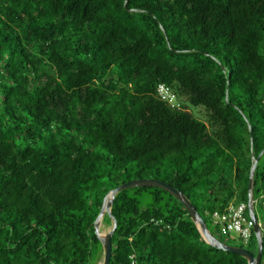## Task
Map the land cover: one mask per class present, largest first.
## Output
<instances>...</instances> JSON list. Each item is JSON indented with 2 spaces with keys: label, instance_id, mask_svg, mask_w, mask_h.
Wrapping results in <instances>:
<instances>
[{
  "label": "trees",
  "instance_id": "obj_1",
  "mask_svg": "<svg viewBox=\"0 0 264 264\" xmlns=\"http://www.w3.org/2000/svg\"><path fill=\"white\" fill-rule=\"evenodd\" d=\"M263 92L264 0H0V264H99L102 199L134 178L182 191L210 230L247 205ZM262 191L264 153L254 205ZM111 214L109 264H247L159 187L121 190Z\"/></svg>",
  "mask_w": 264,
  "mask_h": 264
},
{
  "label": "water",
  "instance_id": "obj_2",
  "mask_svg": "<svg viewBox=\"0 0 264 264\" xmlns=\"http://www.w3.org/2000/svg\"><path fill=\"white\" fill-rule=\"evenodd\" d=\"M263 98H264V92H263ZM263 153H264V148L260 151V153L257 156H254V154L251 151V166L249 170V181H248L247 208H248L249 217L254 222L253 232L257 244L255 253L250 252L247 248H244L242 246H234V245L226 244L225 242H222L218 238H216L206 226L205 221L203 220L200 213L197 211L196 207L192 204V202L182 191L176 189L172 185L157 178H134L115 186L105 194V196L102 199L99 212L93 222L95 234L102 248L101 264L110 263V258L112 253L111 236L113 235L114 230L116 229L117 226L116 219L111 214V207L115 195L121 190L127 188L145 187V186L159 187L169 192L172 196H174L185 207L188 215L190 216L191 220L197 227L200 235L205 240V242L208 243L210 246L238 254L246 260L247 264H261L263 232L260 228V225L256 219L254 212L253 182H254V174L257 163ZM105 215L109 217L110 223L107 230L103 232L100 229V225L103 222V218Z\"/></svg>",
  "mask_w": 264,
  "mask_h": 264
},
{
  "label": "built area",
  "instance_id": "obj_3",
  "mask_svg": "<svg viewBox=\"0 0 264 264\" xmlns=\"http://www.w3.org/2000/svg\"><path fill=\"white\" fill-rule=\"evenodd\" d=\"M156 91L162 100L178 107L174 94L165 84H158ZM261 197L264 205V194ZM246 211L247 205L243 202L236 205L229 204L223 211L212 213V224L217 228L219 234L228 235L230 232H235L239 240L248 243L253 233L254 222L246 214Z\"/></svg>",
  "mask_w": 264,
  "mask_h": 264
},
{
  "label": "rangeland",
  "instance_id": "obj_4",
  "mask_svg": "<svg viewBox=\"0 0 264 264\" xmlns=\"http://www.w3.org/2000/svg\"><path fill=\"white\" fill-rule=\"evenodd\" d=\"M188 105V108L189 110L201 121L205 120V116H207L203 111L202 109L199 110L200 107H194V106H191L190 104H187ZM256 187L260 188L261 185L259 182L256 183ZM264 192V191H262ZM263 194V193H262ZM262 195H260L257 200H256V204L254 205V212H255V216H256V219L260 225V228L262 230V232L264 233V205H263V201H262ZM210 216V215H209ZM209 217H207V223H208V226L210 228V230L213 231V233L219 237L220 239H223L225 240L226 238L230 239L228 241H233L234 243L238 244L240 243L241 241L239 240L238 238V235L235 233V232H230L228 234V236H224V235H221L217 232V230H215L214 226L211 224V222H209L208 220ZM109 227V223L106 222V221H103L100 225V229L105 232L107 230V228ZM242 243V242H241ZM244 248H250L252 250H254V252H256V243L254 240H250L248 243H244L242 244ZM99 264H101V260L99 262ZM261 264H264V257H262L261 259Z\"/></svg>",
  "mask_w": 264,
  "mask_h": 264
}]
</instances>
